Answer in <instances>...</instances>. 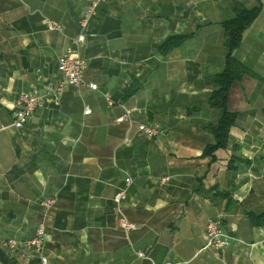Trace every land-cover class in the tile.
I'll return each instance as SVG.
<instances>
[{"label":"crops","instance_id":"crops-1","mask_svg":"<svg viewBox=\"0 0 264 264\" xmlns=\"http://www.w3.org/2000/svg\"><path fill=\"white\" fill-rule=\"evenodd\" d=\"M93 1L0 0V264H42L23 245L2 247L39 224L47 264H264V0H235L261 11L232 52L249 73L230 87L236 122L212 156L221 111L206 78L224 69L232 0H106L81 29ZM81 33L84 82L97 90L68 86L55 105L59 59ZM172 36L188 38L160 53ZM21 93L40 100L15 129ZM146 122L157 137L139 132ZM210 218L230 237L222 251L205 247Z\"/></svg>","mask_w":264,"mask_h":264},{"label":"built area","instance_id":"built-area-1","mask_svg":"<svg viewBox=\"0 0 264 264\" xmlns=\"http://www.w3.org/2000/svg\"><path fill=\"white\" fill-rule=\"evenodd\" d=\"M106 0H94L89 9L84 13L82 18L79 20V25L81 29L86 27V24L90 17L95 14L97 5ZM45 29L48 32H63V28L60 24L46 20ZM84 41L83 34H79L75 38L70 39L69 44L67 45L64 53L61 55L58 65L57 72L59 74V79L56 85L50 90L52 95V100L55 105L59 104V100L63 94V91L68 86L78 87L80 85H87L91 90H97V85L93 83L84 82V71L86 69V61L80 56L79 49L82 46ZM105 98L108 102L110 99L108 95H105ZM40 98L35 93H21L18 95L13 111L12 127L15 129H21L25 126L27 121L32 117L35 109L39 105ZM84 114H90V109L84 107ZM130 112H125L116 119V122L120 123L123 121H128L130 119ZM138 130L143 134L147 139H153L158 136V128L150 123H141L138 125ZM167 181L166 178L160 180L161 183ZM131 183V178L126 177L125 184L128 186ZM126 190L121 189L117 191L113 197V200L116 204H119L122 200L125 199ZM54 203L53 198H48L40 202V206L44 209L50 208ZM120 226L125 230L129 231L134 228V226L129 223L126 219H120ZM206 233V248H212L216 251H222L226 249L230 242V237L225 233L221 220L219 218H210L208 219L205 227ZM45 233L43 224H39L35 231L34 235L24 240L22 243L14 239L6 240L2 243V247L7 250L14 251L19 249L21 245L25 248L31 249L35 256L39 257L42 264H47V258L43 255L45 243H44ZM139 257H143V253H138Z\"/></svg>","mask_w":264,"mask_h":264},{"label":"trees","instance_id":"trees-1","mask_svg":"<svg viewBox=\"0 0 264 264\" xmlns=\"http://www.w3.org/2000/svg\"><path fill=\"white\" fill-rule=\"evenodd\" d=\"M230 7L234 18L221 23L223 43L227 48L224 69L222 72L206 78V84L212 88L208 99L209 106L220 110L221 118L214 127L209 128L215 137V143L205 148L204 156H212L216 150L227 147L229 132L237 118L236 113L229 112L227 109L230 87L249 73L243 64L232 57V52L238 48L243 32L254 22L261 11L260 4L252 9H247L235 0L230 2ZM187 38L188 36L169 37L159 46L158 51L162 54L168 53L180 46Z\"/></svg>","mask_w":264,"mask_h":264}]
</instances>
